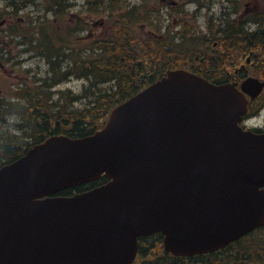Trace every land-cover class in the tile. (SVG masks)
<instances>
[{"label":"water","instance_id":"water-1","mask_svg":"<svg viewBox=\"0 0 264 264\" xmlns=\"http://www.w3.org/2000/svg\"><path fill=\"white\" fill-rule=\"evenodd\" d=\"M246 104L235 84L168 71L103 130L52 136L4 165L0 264H130L137 237L156 231L193 255L263 225L264 134L238 126ZM103 174L112 180L94 190L47 196Z\"/></svg>","mask_w":264,"mask_h":264},{"label":"trees","instance_id":"trees-1","mask_svg":"<svg viewBox=\"0 0 264 264\" xmlns=\"http://www.w3.org/2000/svg\"><path fill=\"white\" fill-rule=\"evenodd\" d=\"M142 10L137 12L112 13L109 28L97 40L95 47L98 56L85 58L72 57L55 43L44 51L54 75L67 78L70 75L86 78L90 87L81 94L49 91L56 83L45 80L42 85L26 89L24 101L17 103L9 112L19 114L22 130L26 131L27 140L17 136L0 135V164L12 161L28 147L45 139L51 134L66 133L74 137L85 136L98 129L107 118L108 111L116 104L138 92L145 85L154 81L169 68L187 64L185 52L175 54L177 44L162 43L154 37H145L137 23L143 20ZM190 45V44H189ZM184 44L181 45V49ZM73 62L62 71L65 58ZM104 89L100 83H109ZM47 86V87H46ZM49 87V90H48ZM58 93L57 97L55 95ZM82 98H88L87 105L77 104ZM78 106H77V105ZM82 104V103H81ZM76 106V107H75ZM72 189L65 191L70 193ZM77 190H81L78 189ZM264 264V228L255 235H248L228 247L194 257H178L167 252L161 236L141 239L139 255L134 264Z\"/></svg>","mask_w":264,"mask_h":264},{"label":"rangeland","instance_id":"rangeland-1","mask_svg":"<svg viewBox=\"0 0 264 264\" xmlns=\"http://www.w3.org/2000/svg\"><path fill=\"white\" fill-rule=\"evenodd\" d=\"M132 1H138V0H132ZM179 1L185 4L186 11H189V14H190V15H183L182 17L184 19L178 20L179 22L182 23L180 31H184L185 27H190L189 26L190 24H196L195 27L197 29H206L208 25L211 27V29H214L218 25V23L222 21L223 10L225 8H228L229 6L235 5V3L232 2L231 0H179ZM243 1L244 3H249L250 6L259 4L261 2V1L259 2L258 0H243ZM164 3L165 2L163 0V4ZM260 5H264V2L260 3ZM196 9H199L198 16L196 17L191 16L192 12L195 11ZM164 12L168 15V12L165 9H164ZM105 14L107 15V12L105 11L101 12L99 16L95 18V20L100 22V20L103 19L102 16ZM43 15H44V12L42 13L41 16ZM211 15L213 16L210 17ZM175 17H176V14H173L170 20H173V18ZM61 18L62 17H60L59 19ZM107 20H109V18ZM64 22L65 21L62 20L61 27L63 28L65 27ZM103 26L104 24L98 23L96 25V28H99L98 30H100L101 28H103ZM145 27L148 31H151L149 25ZM66 29H68L67 26H66ZM143 32H145V30ZM221 32L222 30L219 31V34ZM172 39H175V35L172 36ZM160 42H162L163 44L172 43L168 41L167 38L160 39ZM199 43L200 42H197L196 45H198ZM86 44L87 42H83V45H86ZM10 48H11V52L9 54V59L3 60L1 62L3 64L5 63L6 65L0 66V95H3L8 100L10 99L15 100L17 99L16 97L17 91H16V88L13 87L14 81L17 87L19 85L30 82L31 78H33L34 75H36V77H40L44 79L45 77L49 75L50 70H49V65L46 63L45 59L42 56L38 55L37 53H36V57L29 61L30 56L27 52L25 53V55H20L21 48H19L18 43L12 42L10 44ZM191 48H192L191 45L184 44L183 48L182 49L180 48L175 54L181 53L180 51L185 52V53L190 52ZM20 57L25 58L26 60H21ZM85 83L86 82L83 79L74 78V79L61 83L58 87L63 88V89L68 88V89H71L74 93L75 92L78 93L81 90H83ZM40 84L42 85V83ZM107 85L108 86L113 85V81L107 83ZM98 86H100V84H98ZM105 86H106L105 83H101L102 89H104ZM259 122L264 127V112H262V114L260 115ZM20 126H21V121H19L18 116L16 114H5L4 116H2L0 113V132L4 131L6 133H12V134L19 135L18 129Z\"/></svg>","mask_w":264,"mask_h":264},{"label":"flooded vegetation","instance_id":"flooded-vegetation-1","mask_svg":"<svg viewBox=\"0 0 264 264\" xmlns=\"http://www.w3.org/2000/svg\"><path fill=\"white\" fill-rule=\"evenodd\" d=\"M243 33L253 35L252 37H240V39L233 37L221 38L219 41L224 45L225 54L233 49V45L240 44V55L246 57L248 63H252L259 58H264V22L249 23L243 26ZM211 42V39H206ZM220 42H215L211 47L214 51L220 48ZM261 56V57H260ZM258 69L259 66H258ZM246 70V64H242L240 71Z\"/></svg>","mask_w":264,"mask_h":264}]
</instances>
